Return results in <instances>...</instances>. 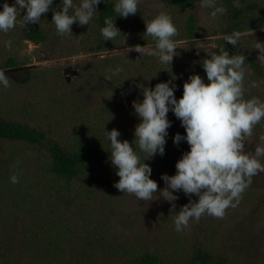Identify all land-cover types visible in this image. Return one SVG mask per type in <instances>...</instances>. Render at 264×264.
Instances as JSON below:
<instances>
[{
    "label": "trees",
    "instance_id": "16d2710c",
    "mask_svg": "<svg viewBox=\"0 0 264 264\" xmlns=\"http://www.w3.org/2000/svg\"><path fill=\"white\" fill-rule=\"evenodd\" d=\"M160 1L176 12L177 15L169 13L175 25H177L175 16H187L182 29L178 30L175 37L177 41H193L200 36L193 12V8L200 3V0ZM217 2L226 11L224 21L218 25V31L223 37H221L222 40L217 39L215 52L218 53L223 47L230 55L243 54L251 73L261 80L264 78V68H261L250 46L242 45L239 41L234 47L224 41V36L233 31L243 33L256 28L264 29V4H256L255 0H240L241 7L235 8L232 0H217ZM114 4L115 1L106 0L88 25L79 26L77 24L79 28L83 27L85 33V40L79 46L78 44L68 47L61 46V43H65L64 38H59L61 34L56 31L55 25L48 27L40 21L39 24L24 26L18 22L16 27L21 35L10 39L13 51L0 63V69L14 68L6 73L10 76L9 79L13 80L21 72L34 68L33 64L26 65L29 58L23 57L22 52L20 54L17 51L19 50L17 47L19 39L39 43L46 50H48L46 46L55 43L59 50L53 54V57L65 55L71 50H81V52L108 50V47L115 45L116 41H104L101 29L106 17L114 18V23L118 26L119 16H115ZM52 7L55 8V6ZM24 11H21V15ZM50 11L53 12L52 8L48 12ZM139 19L144 24L142 19ZM1 34L4 33H0V36ZM140 36L142 44L146 42L155 44L151 36L145 34H140ZM72 43V40H69L68 44ZM177 53L180 54L179 48ZM117 60L116 58L110 61L105 58V62H117ZM139 61L148 62L147 67L157 69L160 73L158 77L167 76V70L174 64L173 61L172 64H160L157 58L148 56L142 57ZM179 67V71L183 73V67ZM81 75L84 78L81 85L83 89L81 87L79 89L86 92V87L90 85L97 100L93 104H87L82 91L74 95L76 98L72 104L75 110H80L82 113L78 114L75 111L76 123L74 124L76 126H70L73 136L66 138L67 140H61L64 135L57 136L50 130L45 131L40 127L31 126L23 120H13L0 108V255L4 254L7 257L0 258V264H28L33 255L37 256V244L41 241V236L30 225L33 215L36 218L37 228H40L39 231L53 243L52 248L48 250L50 255L48 253L44 257L46 263L49 264H255L248 262L252 248L249 243L236 244L235 248L233 247L229 253H226L218 248L215 242L208 241L211 221L216 218L212 216L205 215L198 222L190 223L191 239L187 248L174 249L168 245L155 247V242L145 243L140 233H135L130 238H122V236H116L108 228V225L126 223L127 220L121 216L124 203L122 196L126 197L130 194L122 193L114 187L119 177L111 165L109 144L104 139V127L106 131L113 128L118 129L121 133L118 139H128L131 142L134 139L135 125L138 123L132 101L142 99L143 96L140 88L132 85L134 82L124 81L121 87L117 84L114 88H110L105 84V78L98 76L96 72L82 69ZM30 79L31 77H28L26 81ZM155 79H153V86ZM251 91L256 95L255 88ZM70 99H73V95ZM122 110H127L132 114L133 123H130L131 125L121 124ZM171 121L164 155H156L145 161L150 164L151 174L156 181L161 182V188L165 187L160 178L161 174H174L176 161L183 152L189 150L186 141H181L179 144L173 143V135L177 132L184 134L185 129L175 116L171 118ZM259 127L264 129V121L254 127L252 136L248 138L250 151H254L255 146L260 143L259 133H255ZM12 174L18 176V183L10 182ZM263 186L264 172H260L252 177V183L242 194L245 199L240 200L237 206H241L240 203L249 199L248 195L252 189L262 190ZM104 192H107L109 197H101ZM178 196L179 199L174 203L180 209L189 197L183 192L178 193ZM257 200L253 212L264 204V198L258 197ZM161 202L170 204L162 198ZM77 207L78 212L75 211L76 213L85 214L90 222L95 221V218L99 216L100 223L96 222L92 231L88 233L80 230V237L73 240L69 236L78 232L76 228L73 230L69 226L73 221L68 212L74 211ZM157 210L160 212L162 208L159 207ZM50 223L54 225V233L51 231L53 226H50ZM243 225L241 223L240 227ZM228 242L229 239L224 244Z\"/></svg>",
    "mask_w": 264,
    "mask_h": 264
},
{
    "label": "clouds",
    "instance_id": "9594fccd",
    "mask_svg": "<svg viewBox=\"0 0 264 264\" xmlns=\"http://www.w3.org/2000/svg\"><path fill=\"white\" fill-rule=\"evenodd\" d=\"M54 0H0V33H8L21 23L24 26L39 24L42 14L52 8V23L59 34L72 33V25H88L96 16L98 5L106 0H60L58 9L53 8ZM233 7H241L240 0H232ZM140 0H116L115 16L127 18L138 11ZM200 6L212 9L210 15L224 14L226 9L217 0H200ZM24 11L21 15V11ZM18 16L20 20L18 21ZM104 41H114L121 31L114 18L106 17L101 29ZM144 34L151 36L155 44L150 47L136 44L124 51L139 53V56L157 58L161 64H172L177 55L178 29L167 11L158 12L145 21ZM242 33L233 31L224 36V41L236 46ZM144 38V37H143ZM125 43V37H124ZM10 46L11 41L7 42ZM259 53L264 47L257 46ZM208 52V51H207ZM202 61L207 83L198 73L191 74L183 83L182 95L177 98L175 77L158 82L154 87L137 84L142 99L133 100L134 114L138 123L134 128V139H118L121 133L113 128L106 131L104 139L110 148L111 165L119 180L114 187L122 193L132 194L139 201H152L154 194L169 202L175 209L178 193L189 197L188 203L175 211L174 228L182 232L191 222H198L202 216L222 218L228 208H235L242 194L252 183V177L264 172V136L254 151L249 150L248 138L256 125L264 121V99L246 96V57L243 54L230 55L221 47L217 52H208ZM117 67L112 75H118ZM111 77H109L110 79ZM9 78L0 69V87L7 88ZM251 87H256L255 82ZM179 119L185 133H175L174 144L186 141L189 150L176 161V171L172 175L161 174L165 187L159 189L151 178L152 168L146 163L156 155L163 156L172 121L168 113ZM247 142V143H246ZM10 182H19L16 174ZM198 197L195 201L191 196Z\"/></svg>",
    "mask_w": 264,
    "mask_h": 264
},
{
    "label": "rangeland",
    "instance_id": "374dc122",
    "mask_svg": "<svg viewBox=\"0 0 264 264\" xmlns=\"http://www.w3.org/2000/svg\"><path fill=\"white\" fill-rule=\"evenodd\" d=\"M113 1L116 2V0ZM255 1L256 4H264V0ZM11 2L12 0H9V3ZM78 3L79 0H74V4ZM59 4L60 0H54L53 6H55V8L58 9ZM102 6L103 2L98 5V10L101 9ZM160 11H167L168 13L177 15L171 7L163 4L160 0H140L138 11L135 15H129L127 18L119 16L117 28L120 29L121 35L115 39L116 44L108 47L106 51L81 52V50H71L65 55L53 57V54L59 50V48H57L58 45L55 43L45 47L49 50L48 51L39 43L19 39V44L17 46L19 50L17 51L20 52V54L22 52L23 57L29 58L25 63L26 65L33 64L35 66L32 70L21 72L17 78L14 77L13 80L9 79V86L7 88L0 87V108H2L13 120H23L31 126L40 127L45 131L50 130L57 136L64 135L61 140H67L66 138L73 136V130L70 129V126H76L74 124L76 123L75 111L78 114L82 113L80 110H75V106L72 104V101L76 98H74V95H78V91H82L87 104H93L97 100L90 85L86 87V92L79 89L80 87L83 89L81 86L84 81L81 75L82 69L96 72L98 76L105 78V84L109 85L110 88H114L117 84L121 87L124 81L154 87L158 82L167 81L175 77L174 83L177 85L175 96L177 98L182 95L183 83L191 74L198 73L207 83L202 61L208 57V52L216 51L217 39L222 40L221 37H223V35L218 31V25L221 21H224L225 16L224 14H218L216 17H212L210 15L212 9L201 7L200 3L195 5L193 12L196 16L195 23L199 27L201 34L193 41H177L180 54L177 53V55L173 57L174 64L173 67L167 70V76L158 77L160 73L157 69L147 67L146 64H148V62L142 63V61H139L145 56H139L140 54L134 51L127 55L124 51L127 46L136 44H140L141 46L145 45L146 47L153 46V44L149 42L142 44V42H140L142 40L140 34H144L145 21L152 19L153 16ZM52 15L53 12L50 11L41 16V21L47 24L48 27L54 25L52 23ZM139 18L142 19L144 24L140 22ZM186 18L187 16L185 15L175 16V22L177 23L176 27L179 31L182 29V25H184ZM71 27L73 28V33H65L59 36L61 39L64 38L63 41L65 42L61 43V46L68 47L73 44H78L79 46L81 42L85 40L83 27L79 28L75 23ZM20 35L21 33L17 27L10 30L8 33L1 34L0 63H2L13 51L12 42L10 46H8L7 42L10 41V39L18 38ZM94 36L96 35L94 34ZM89 39L91 41L93 40L92 38ZM69 40H72L73 43L68 44ZM240 43L248 47L250 46L255 55L254 57L261 64V68H264V53H259L257 49V46L264 47V29L256 28L244 31ZM105 58L110 61H114L116 58L118 60L117 62H105ZM179 66L183 67V73L179 71ZM245 66L246 75L244 83L245 87L248 88H246V96H257L264 99V78L259 80L251 73L246 62ZM117 67L122 68V72L118 75H112L113 70ZM65 69L75 70V73L70 76L68 81L66 80ZM9 77L8 75V78ZM28 77H31V79L26 81ZM109 77L111 78L109 79ZM153 79H155L154 86L152 84ZM93 81L95 82L96 80L94 79ZM100 81H102L101 78ZM253 82H255L256 87H251ZM134 84L132 85L136 86ZM253 88L256 90V95L251 91ZM72 95L73 99H70ZM173 116L174 114L170 111L168 113L169 120H171ZM80 121L81 120H79V122ZM130 123H133L132 114L127 110H122L121 124L131 125ZM255 133H259L260 137L264 136V129L259 127L256 129ZM256 141H258V138H256ZM151 178L156 180L152 174ZM156 182L159 191L162 184L161 182ZM263 194L264 186L262 190L252 189L250 195H248L249 199L245 200L244 203H240L241 206H236L235 208L230 207L226 210L222 218H215L211 221V228L209 229L210 232L207 237L208 241L215 242L217 247L221 248V250L226 253H229L233 247L235 248L236 244L249 243L252 245V248L250 250L248 262L251 261L255 264H264V204H262L260 209L256 210V212H253L255 203L258 201L257 198H264ZM101 197H109V194L104 192ZM180 198H182V195H180ZM153 199L155 200L139 201L132 194H130V196L126 195V197L122 196L124 203L121 216L127 221L122 224H114V222V225H108V228L113 231L116 236H122V238H130L133 234L140 233L145 243L153 244L155 242V247L159 245H168V247L174 249L178 247L187 248L190 245L191 227L179 233L176 232L174 228L173 221L176 215L175 211H179V208L175 207V209H172L171 204H163L160 197L156 199L155 194ZM191 199L195 201L198 197L192 195ZM244 199L245 197L242 196L241 200ZM188 200L189 199L185 200L183 204L188 203ZM118 204L120 205L119 202ZM159 207L162 208L160 212L157 210ZM75 211L78 212V207L74 211L68 212V215L73 221L69 226L73 230L76 228L78 232L77 234L74 232L69 236V238L73 240L80 237V230L88 233L92 231L96 222L100 223L99 216L95 218V221L90 222L86 219L85 214L81 215ZM35 221L36 218L33 215L30 220V225L40 234L41 241L37 244V256L33 255L32 259L28 261V264H49L48 262L46 263L44 257L47 256L48 253L50 255L48 250L52 248L53 243L51 239L45 238L44 234L39 231L40 228H37ZM241 223L244 224L242 227H240ZM49 225L53 226L51 231L54 233V225L51 223ZM235 228L239 229L236 230ZM42 229L43 228H41V230ZM228 239L229 242L224 244ZM185 252H187V250H185ZM0 258L7 257L3 254V256L0 255ZM8 259L11 261L10 257H8Z\"/></svg>",
    "mask_w": 264,
    "mask_h": 264
},
{
    "label": "water",
    "instance_id": "95a60500",
    "mask_svg": "<svg viewBox=\"0 0 264 264\" xmlns=\"http://www.w3.org/2000/svg\"><path fill=\"white\" fill-rule=\"evenodd\" d=\"M3 69L5 70V73L14 70V68H3ZM64 72L66 74V80L68 81L70 79V76L75 73V70L65 69Z\"/></svg>",
    "mask_w": 264,
    "mask_h": 264
}]
</instances>
